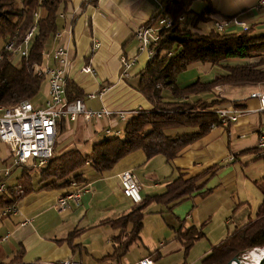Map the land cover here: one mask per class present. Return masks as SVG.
Returning <instances> with one entry per match:
<instances>
[{
  "label": "crops",
  "instance_id": "obj_1",
  "mask_svg": "<svg viewBox=\"0 0 264 264\" xmlns=\"http://www.w3.org/2000/svg\"><path fill=\"white\" fill-rule=\"evenodd\" d=\"M87 1L69 0L65 11L61 12L63 16H57L59 28L55 33L59 37L56 39L53 35L50 38L48 51L54 44L66 48L69 63L66 73L68 79L82 90L83 96L80 99L85 110H100L105 107L113 112L130 113L132 109H149L150 103L132 84L138 77L134 79V75L141 71L149 58L146 51L138 50L134 29L150 23L162 0H97L95 4H87L83 8L82 5ZM258 1L211 0L213 11L204 28L210 29L214 21L231 20L235 17L245 26H250L256 35H264V7L257 8ZM196 4L191 9L192 12L203 13L206 3L201 1ZM227 28L241 29L234 24ZM121 56L132 60L126 70V78L122 76ZM241 62L245 61L227 60L221 65L195 62L188 65L175 82L179 89L196 81L208 83L225 72L223 65L232 66ZM84 67L90 68L89 73L81 71ZM262 68L264 69V64ZM242 84L239 89L236 87L239 84L216 85L214 92L220 99L224 97L242 103L237 122L213 127L208 135L185 146L170 162H166L162 154L148 157L142 151L136 150L104 173L85 164L81 170V179L86 188L81 191L78 206L70 205L65 211L59 210L55 203L65 189H40L41 185L34 182V188L15 204L18 208L15 214H0V264H8L17 252L21 254L17 262L24 264H55L62 259H73L79 264H97L110 260L122 264L120 262L123 255L126 256L132 247L138 249L136 257L130 260L126 256L123 264H137L141 259H153L155 264H159L163 252L172 242L179 241L183 249L180 241L182 235L180 238L177 235L180 232L186 233L191 227L203 231L202 238H211L210 244L199 255L201 264V260L212 247L227 238L232 231H220L214 235L207 230V226L217 221L219 226L223 228L224 224L228 229V225L234 227L246 219L247 213L251 214L250 202L237 192L238 171L245 169L244 163L247 166L250 164L252 156L254 159L264 160V157L257 155L256 148L260 135L264 134V110L261 111L258 100L251 97L254 92L264 93V83H249L248 86ZM46 85L43 81L39 90L44 99L48 93ZM67 122H72V128ZM65 123L68 126L67 133L64 138H59L65 131ZM122 124V120L115 117L90 121H85L82 116L76 121L65 117L57 124L56 148L68 136L80 132L76 139L87 144L96 136L102 137L105 127L110 126L112 130L121 131ZM190 131L176 130L171 134ZM72 148H76V145L71 141L62 150L55 152L63 154ZM9 152L7 145L0 142V182L6 177L3 166L9 158ZM263 165L259 166V170ZM20 168L23 171L24 168ZM205 169H211L205 176L206 183L203 186L208 193L192 194L169 205L151 202L144 211L139 238L119 259L110 257L120 230L104 222L130 213L139 205L131 203L121 190L120 174L123 171L134 173L143 200L150 195L161 194L165 190L164 186L174 178L197 176ZM257 174L262 176L259 171ZM263 179L264 177L261 181ZM261 197L256 200V209L262 204ZM218 211L222 212L219 217ZM73 229L81 230V234L71 242L76 245L74 249L66 241L69 231ZM201 239L194 244L202 243ZM154 250H158V256L149 255ZM187 256L188 254L185 257Z\"/></svg>",
  "mask_w": 264,
  "mask_h": 264
},
{
  "label": "trees",
  "instance_id": "obj_2",
  "mask_svg": "<svg viewBox=\"0 0 264 264\" xmlns=\"http://www.w3.org/2000/svg\"><path fill=\"white\" fill-rule=\"evenodd\" d=\"M96 1L88 0L82 6L84 8L87 4L93 5ZM193 1L195 0H162L159 2L161 7L158 12L152 16L150 23L147 22L148 25L154 23L160 15L171 20L170 26L159 29V38L150 46L151 55L134 82V88L145 97L151 107L137 109L128 121L122 122L124 126L118 136L105 133L102 139L93 141L89 153L72 148L55 155L48 164L40 168L37 178L40 189L61 188L67 193L72 181L79 187L84 184L81 170L85 164L104 173L136 150L142 151L148 157L162 154L166 162H170L185 146L208 135L213 127L223 126L216 109H242L241 102L218 98L214 94L216 85L264 83V35H256L250 26L246 31L227 28L221 33L211 27L203 33L199 26L200 23L205 24L210 20V13L213 11L211 0H200L206 3L203 13L192 12ZM68 3L69 0H0V51L9 40H14L15 45L20 46L24 34L32 26L35 27L28 45V55L19 60V67L9 60L13 52L2 51L0 106L10 108L24 99L34 98L39 92L40 84L45 80L35 70L43 63L42 51L59 28L57 16L65 11ZM34 12L39 15L36 22L33 21ZM255 53L260 55L257 60L252 59ZM235 59L245 62L232 66L223 65L225 72L208 83L196 81L179 89L175 82L182 71L195 62L221 65L227 60ZM66 86L68 100L75 101L83 96L82 90L70 80ZM167 89L172 96L169 100L162 95L163 90ZM185 127L191 131L171 135L167 133L171 128ZM23 168L22 175L16 178L18 183L6 188L5 192L10 196L1 193L0 214L5 206H15L34 188L32 176L26 173L31 168ZM209 172L211 169H205L199 175L186 179L178 176L164 186L165 190L161 194L150 195L140 201L130 213L105 221L104 223H110L120 230L119 237H115L114 252L110 257L119 259L139 238L143 214L148 204L155 202L169 205L192 194L208 193L203 186ZM261 191L263 201L254 217L247 213L246 219L236 224L227 238L213 246L203 257L201 264H227L232 258H239L246 250L264 248V189ZM80 234V229L69 231L66 241L72 249L76 247L71 244L72 240ZM203 235L204 232L195 227L177 235L178 238L181 237L185 256L194 242ZM157 253L158 250H154L149 255ZM254 255L262 256L264 253L260 251ZM20 257V252H17L8 264H24L17 262Z\"/></svg>",
  "mask_w": 264,
  "mask_h": 264
},
{
  "label": "built area",
  "instance_id": "obj_3",
  "mask_svg": "<svg viewBox=\"0 0 264 264\" xmlns=\"http://www.w3.org/2000/svg\"><path fill=\"white\" fill-rule=\"evenodd\" d=\"M161 7V6H160ZM159 7V8H160ZM264 7V0L257 2V8ZM38 15V13H34ZM63 16L61 13L60 17ZM182 19V17L180 18ZM157 24L159 25H142L141 27L134 29V34L138 44V50L140 52L148 50L149 44L155 42L159 38V29L167 28L171 25V20L167 17L159 16L157 18ZM238 27H242L247 30V26L241 21L233 19L230 23ZM228 22H220L213 24L215 31L224 30L226 26L231 25ZM34 31V27H31L24 35L22 45H15L14 40L2 47L4 53L9 51L17 53V55L23 57L28 55V45L31 38V33ZM55 38L59 37V34L54 33ZM2 51H0V58L2 57ZM44 56H51L53 65L48 62L36 67V74L43 76L48 87L47 100L44 107H36L32 105L31 101L24 99L18 102L10 108L0 106V142L7 145L9 149V155L12 157L13 166L27 167L31 164V167L41 168L45 164H48L53 159L55 153L53 152L56 137L58 136V126L61 120L65 117L69 120L76 121L79 116H82L85 121L94 119H105L113 116L119 117L122 121H128L132 114L138 110H132L130 113L125 111L113 112L109 108L100 110H85L81 99L75 101L68 100L66 93V70L68 69L67 51L66 48L55 44L50 53ZM151 54V52H150ZM121 58V64L123 66L122 76L128 77L127 69L131 64V59ZM90 68L84 67L81 71L89 73ZM252 98H256L260 105V110H264V93L257 92L251 93ZM240 109L223 108L216 109V113L219 120L223 125L227 122H237ZM104 133H112V136H118L120 131H112L110 128L105 129ZM257 155L264 156V134H261L257 144ZM4 176H9V171H4ZM121 190L123 194L128 197L131 203L139 204L142 201V197L139 190V184L134 173L123 171L120 174ZM70 189L67 193L57 198L55 206L59 210L65 211L70 208V205L78 206L81 199V191H84L86 185L83 184L79 187L74 181L71 182ZM5 191V185L0 183V194ZM16 209L12 206H5L1 212V215L15 214ZM55 264H79L73 259H62ZM137 264H155L152 259H141Z\"/></svg>",
  "mask_w": 264,
  "mask_h": 264
},
{
  "label": "rangeland",
  "instance_id": "obj_4",
  "mask_svg": "<svg viewBox=\"0 0 264 264\" xmlns=\"http://www.w3.org/2000/svg\"><path fill=\"white\" fill-rule=\"evenodd\" d=\"M17 1H19L20 2V0H17ZM196 3H201V1L200 0H195V1H193V5H192V7H191V9H194L196 6H197V4ZM159 7H160V5H159ZM158 7V9H160ZM34 13H36V12H34ZM38 16L39 15H34V19H33V21H35L36 20V18H38ZM233 19H236V20H238L237 18H233ZM233 19H231V20H228V19H223V20H221L220 22H228L229 24H231L230 22L231 21H233ZM156 20H157V18H156ZM155 20V22H154V24H149V25H152V26H154V25H159V24H157V21ZM238 21H240V20H238ZM36 22V21H35ZM215 22V21H214ZM214 22H213V24H214ZM220 22H215V23H220ZM243 23V22H242ZM232 24H233V22H232ZM145 25H147V24H145ZM142 26V25H141ZM204 26H205V24H201L200 23V28H201V30H202V32L203 33H206L207 32V30L204 28ZM245 26V25H244ZM32 27H34V26H32ZM212 28H213V25L211 26ZM227 27H228V25L226 26V28L225 29H227ZM241 27V26H240ZM248 27V26H247ZM161 29H162V27H160ZM250 27H248L247 29H249ZM34 29H35V27H34ZM215 29V28H214ZM224 29V30H225ZM223 30V31H224ZM241 30L242 31H246V30H244L242 27H241ZM221 31L222 30H220V33H221ZM34 32V31H33ZM32 32V33H33ZM217 32H219V31H217ZM32 33H31V38H30V40L32 39ZM55 33V32H54ZM134 36H135V34H134ZM54 37H55V34H54ZM29 43H30V41H29ZM49 44H50V42L46 45V48L45 49H43V51L42 52H44L45 54H47V53H50V51H52L53 50V48H54V46H55V44L53 45V48L51 49V50H49L48 51V49H49ZM153 44H155V42H151V44H149V46H148V50H144V52L146 51L149 55L148 56H150L151 54H150V52H152L151 51V49H150V46L151 45H153ZM22 45V44H21ZM57 45V44H56ZM17 47V46H16ZM28 48V47H27ZM29 49V48H28ZM9 52H11V51H9ZM143 52V51H142ZM43 54V53H42ZM2 56H3V53H2ZM147 56V57H148ZM23 57H25V56H23ZM23 57H21V56H19V55H17V53H12V56H11V58L9 59L11 62H13V64H15L17 67H19L20 66V62H19V60L21 59V58H23ZM122 57V56H121ZM258 58H260V55L259 54H254L253 55V57H252V59L253 60H257ZM42 61L44 62V63H46V62H48V65L49 64H51V65H53V60L51 61V56L49 55L48 57H46V56H44L43 55V58H42ZM43 64V63H42ZM128 72V71H127ZM38 75V74H37ZM135 77H137V75H134V79H135ZM138 78V77H137ZM45 80V79H44ZM69 79H68V76H67V73H66V83H67V81H68ZM46 82V81H45ZM66 83H65V86H66ZM251 83V82H250ZM47 84V83H46ZM132 84H134V82L132 83ZM240 85L241 84H239V85H236V87H237V89H239V87H240ZM243 85V84H242ZM243 86H248V84H245V85H243ZM216 88V87H215ZM217 89V88H216ZM66 93H67V86H66ZM171 91L170 90H163V96H165V99H167V100H169L172 96H171ZM225 94V93H224ZM77 99H80V98H77ZM28 100V99H27ZM23 101V100H22ZM28 101H31V103H32V105H34V106H36V107H38V106H40V107H44L45 106V104H46V102H47V100H45L44 99V95H43V93L40 91V92H38L37 93V95L34 97V98H32V99H30V100H28ZM225 108H230V107H225ZM138 109V108H137ZM231 109H233V108H231ZM237 109H239V108H237ZM132 110H136V109H132ZM139 110V109H138ZM219 110V109H218ZM240 114V113H239ZM238 114V115H239ZM113 117H115L116 119H119V117H116V116H113ZM112 117V118H113ZM111 118V117H110ZM91 119H94V118H91ZM99 120H101V119H99ZM120 120V119H119ZM90 121V120H89ZM122 122H126V121H122ZM236 123V122H235ZM67 124H68V126H70V128H72V122H67ZM67 124L65 123V131H63L61 134H60V137L59 138H64L65 137V135H66V133H67V130H68V126H67ZM226 124V123H225ZM224 126V125H223ZM122 127H123V124H122ZM107 128H110L111 130H112V128L110 127V126H107V127H105V129H107ZM105 129L103 130V134H105L104 133V131H105ZM176 130H182V131H185V130H187V131H189L190 130V128H187V127H185V129H178V128H171L170 130H167V133L168 134H171L172 133V131H176ZM112 131H116V130H112ZM119 131V130H118ZM79 134H80V132H79ZM79 134H77V135H74V136H68L67 138H66V140H65V142L64 143H62V144H58L57 145V148H56V143H55V147H54V150H53V152L55 153V155H57V153L55 152V151H59V150H62L63 149V147L66 145V143H68V142H73L75 145H76V148L77 149H79L81 152H84V153H89L88 152V150H90V145L92 144V142L93 141H96V140H99V139H102L101 138V136H96V137H94L93 139H92V141L91 142H89V143H84L81 139L78 141V139H76V137H79L80 135ZM109 134V133H108ZM111 134V133H110ZM120 134V133H119ZM56 142H57V140H56ZM54 155V156H55ZM8 156H9V158L6 160V163H5V165L3 166V173H4V171L6 170V169H8V171H9V176H4L5 178L2 180V182L4 183V185H5V191H6V188H7V186L8 187H11L12 185H14V184H16L17 183V181H16V178L20 175V174H22V172L23 171H21V168L20 167H15V166H13L14 164H13V161H12V157H11V155H9V153H8ZM240 157V156H239ZM261 157H264V156H261ZM239 159H241V158H239ZM242 161H243V159H242ZM263 159H254L253 158V156L251 157V161H250V164H248V166L244 163L243 164V168H245L243 171H238L239 172V174H238V185H236L237 186V192H239V195L243 198V197H246V199L250 202V206H251V217H254V214H255V210H257L256 209V204H257V199L259 200V197H261V195H262V191H261V189L263 188L264 189V183H261V182H264V179H263V181H261L262 180V178L264 177V165H263ZM31 164H32V162L30 163V164H28L29 166H27V167H30L31 169H29V170H27V172L26 173H29L31 176H32V180H34V182H35V184H36V182H38V180H37V178H38V174H39V172H40V168H34V167H31ZM261 165H263V168H261L260 170H259V166H261ZM27 167H25V168H27ZM23 168V167H22ZM260 172V173H262L261 175L262 176H260L259 174H257V172ZM256 182V183H255ZM1 183V182H0ZM258 183H260V184H258ZM139 188V187H138ZM5 191H3L2 193H3V195H8V192H5ZM65 194V193H64ZM63 194V195H64ZM1 195V194H0ZM8 196H10V195H8ZM263 197V196H262ZM261 197V198H262ZM140 204V203H139ZM12 207H14L15 209H16V212H17V207L16 206H12ZM244 207V206H243ZM242 208V207H241ZM221 214H222V212L221 211H218L217 212V216L219 217V216H221ZM230 214V213H229ZM8 215L10 216V215H13V214H9L8 213ZM226 215V214H225ZM3 216H5V215H3ZM7 216V215H6ZM227 217V216H226ZM217 221H215V222H213V224H211V225H209V226H207L208 228H207V230L211 233H213L214 235H216V234H218L220 231H222V233H226L228 230H229V232L232 230V228H233V226L232 225H228V229L224 226V224L222 225L223 226V228L221 227V226H219L218 224H219V222L217 223ZM214 235H213V237H214ZM202 240V243H198V244H194L190 249H189V253H187L188 254V256L187 257H185L184 256V254H182V252H184V250L182 249V246H181V244L179 243V241H174V242H172L171 244H169L168 246H167V248H166V250H165V252H163V257L161 258V260L160 261H158V263L159 264H200V258H199V255H200V253L203 251V248L205 247V246H207V245H209L210 244V241L209 240H211V238H209L208 239V237H206V238H202L201 239ZM259 249H262V250H264V248H262V247H257L256 249H253V250H246L244 253H242V255L240 256L241 257V259H243L242 257H243V255H246V254H250V253H252V252H256L257 250H259ZM132 252V253H131ZM136 253H138V249L136 248V247H132L131 248V250L130 251H128L127 252V254H126V256H128L127 257V259H130V260H132L133 258H135L136 256ZM125 255H123V257H122V260H121V262L120 263H122L123 264V260L125 259V257H126ZM153 260V259H152ZM154 261V260H153ZM242 263L243 264H252V262L249 260V259H243L242 260ZM97 264H117L116 263V261H112V260H110V261H102L101 263H97ZM232 264H237L235 261L232 263Z\"/></svg>",
  "mask_w": 264,
  "mask_h": 264
},
{
  "label": "bare ground",
  "instance_id": "obj_5",
  "mask_svg": "<svg viewBox=\"0 0 264 264\" xmlns=\"http://www.w3.org/2000/svg\"><path fill=\"white\" fill-rule=\"evenodd\" d=\"M262 251L264 253V250L262 249H259L257 250L256 252H252V253H248L246 255H243V259H249L252 264H264V255L260 256V255H254L255 253L257 252H260ZM241 257H239V261L242 263V260ZM233 263V262H232ZM243 264V263H242Z\"/></svg>",
  "mask_w": 264,
  "mask_h": 264
},
{
  "label": "water",
  "instance_id": "obj_6",
  "mask_svg": "<svg viewBox=\"0 0 264 264\" xmlns=\"http://www.w3.org/2000/svg\"><path fill=\"white\" fill-rule=\"evenodd\" d=\"M233 261H235L237 264H242V263L239 261V258H236V257L232 258V259L230 260V262H228L227 264H232Z\"/></svg>",
  "mask_w": 264,
  "mask_h": 264
}]
</instances>
